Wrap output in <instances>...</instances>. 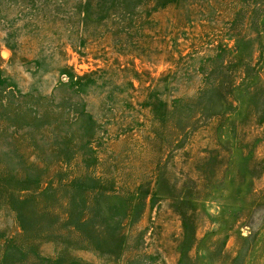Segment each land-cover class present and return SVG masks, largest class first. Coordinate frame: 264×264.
<instances>
[{"label":"rangeland","instance_id":"rangeland-1","mask_svg":"<svg viewBox=\"0 0 264 264\" xmlns=\"http://www.w3.org/2000/svg\"><path fill=\"white\" fill-rule=\"evenodd\" d=\"M0 264H264V0H0Z\"/></svg>","mask_w":264,"mask_h":264}]
</instances>
